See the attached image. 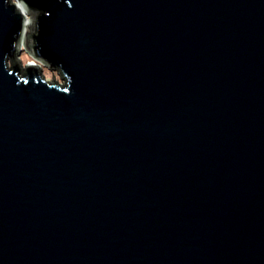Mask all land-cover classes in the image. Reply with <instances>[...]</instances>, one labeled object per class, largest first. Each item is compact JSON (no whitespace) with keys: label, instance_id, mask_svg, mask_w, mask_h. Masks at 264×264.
<instances>
[{"label":"water","instance_id":"1","mask_svg":"<svg viewBox=\"0 0 264 264\" xmlns=\"http://www.w3.org/2000/svg\"><path fill=\"white\" fill-rule=\"evenodd\" d=\"M0 264H264V0H0Z\"/></svg>","mask_w":264,"mask_h":264},{"label":"rangeland","instance_id":"2","mask_svg":"<svg viewBox=\"0 0 264 264\" xmlns=\"http://www.w3.org/2000/svg\"><path fill=\"white\" fill-rule=\"evenodd\" d=\"M18 59L21 63V65H25L27 62H36L32 60V58L29 56L28 53H26L24 50H22L19 53ZM37 66L40 68L41 72L45 76L46 79H51L53 77L58 78L56 73L52 70H50L48 67L44 65V63L40 62L39 60L36 62Z\"/></svg>","mask_w":264,"mask_h":264},{"label":"bare ground","instance_id":"3","mask_svg":"<svg viewBox=\"0 0 264 264\" xmlns=\"http://www.w3.org/2000/svg\"><path fill=\"white\" fill-rule=\"evenodd\" d=\"M22 6V5H21ZM35 63V65H37V63L36 62H34Z\"/></svg>","mask_w":264,"mask_h":264}]
</instances>
